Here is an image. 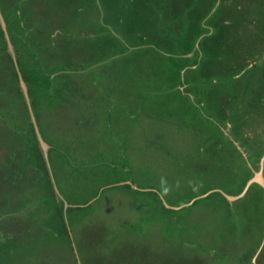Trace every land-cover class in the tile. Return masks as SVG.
Returning a JSON list of instances; mask_svg holds the SVG:
<instances>
[{
	"label": "rangeland",
	"instance_id": "1",
	"mask_svg": "<svg viewBox=\"0 0 264 264\" xmlns=\"http://www.w3.org/2000/svg\"><path fill=\"white\" fill-rule=\"evenodd\" d=\"M260 172L264 0H0V264H264Z\"/></svg>",
	"mask_w": 264,
	"mask_h": 264
},
{
	"label": "water",
	"instance_id": "2",
	"mask_svg": "<svg viewBox=\"0 0 264 264\" xmlns=\"http://www.w3.org/2000/svg\"><path fill=\"white\" fill-rule=\"evenodd\" d=\"M262 174H263L262 172H260L259 174H256V176L250 180L249 185H251L252 183H259V182L264 185V180L262 178ZM229 199L233 200L235 198L230 197Z\"/></svg>",
	"mask_w": 264,
	"mask_h": 264
},
{
	"label": "flooded vegetation",
	"instance_id": "3",
	"mask_svg": "<svg viewBox=\"0 0 264 264\" xmlns=\"http://www.w3.org/2000/svg\"><path fill=\"white\" fill-rule=\"evenodd\" d=\"M255 176V175H254Z\"/></svg>",
	"mask_w": 264,
	"mask_h": 264
}]
</instances>
